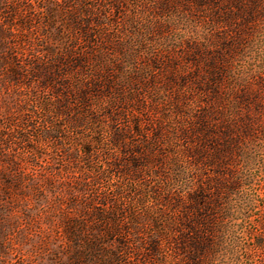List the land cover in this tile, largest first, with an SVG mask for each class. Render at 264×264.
Listing matches in <instances>:
<instances>
[{"label":"rangeland","instance_id":"obj_1","mask_svg":"<svg viewBox=\"0 0 264 264\" xmlns=\"http://www.w3.org/2000/svg\"><path fill=\"white\" fill-rule=\"evenodd\" d=\"M0 264H264V0H0Z\"/></svg>","mask_w":264,"mask_h":264},{"label":"trees","instance_id":"obj_2","mask_svg":"<svg viewBox=\"0 0 264 264\" xmlns=\"http://www.w3.org/2000/svg\"><path fill=\"white\" fill-rule=\"evenodd\" d=\"M220 210H221L220 204L215 205L214 207L207 206L206 207L207 215H205V219L199 221L201 228L204 230V234H203V230L202 232L200 231L201 235H200V242L198 243V249L204 254V256H206V258L211 257V254L215 251L217 247V244L211 239L212 236L209 237V235L215 232V228L217 226L216 220L218 219L216 217V214L217 212H220ZM256 243L257 245L260 244L259 241H256Z\"/></svg>","mask_w":264,"mask_h":264}]
</instances>
